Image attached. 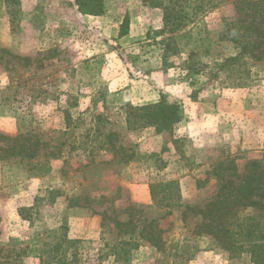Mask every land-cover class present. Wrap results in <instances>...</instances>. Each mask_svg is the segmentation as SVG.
I'll return each instance as SVG.
<instances>
[{
    "label": "rangeland",
    "instance_id": "374dc122",
    "mask_svg": "<svg viewBox=\"0 0 264 264\" xmlns=\"http://www.w3.org/2000/svg\"><path fill=\"white\" fill-rule=\"evenodd\" d=\"M183 1L190 14L200 3ZM213 1L195 18L204 52L180 30L168 50L170 0H103L101 15L0 0V264H253L218 247L200 213L223 184L264 202L254 175H215L229 159L264 165V73L238 87L219 70L238 53L222 34L242 0ZM162 100L179 107L172 132L128 129L126 106ZM21 145L35 157L6 152Z\"/></svg>",
    "mask_w": 264,
    "mask_h": 264
},
{
    "label": "trees",
    "instance_id": "16d2710c",
    "mask_svg": "<svg viewBox=\"0 0 264 264\" xmlns=\"http://www.w3.org/2000/svg\"><path fill=\"white\" fill-rule=\"evenodd\" d=\"M198 1L200 3L192 7L191 14L186 12L183 0H170L171 7L164 5L163 22L164 32L169 34L167 39L169 42L168 50L175 45L173 34L180 30L182 35H178L179 38L188 39L196 46L205 45L204 52L210 51L200 31L204 21L200 18L195 20L199 11H205L202 0ZM236 1L235 3H239ZM75 2L79 10L85 14L101 15L104 12L103 0H75ZM210 2L214 3L213 0ZM177 3L178 6H176ZM237 9L238 12L243 13V16L239 13L233 18H229L225 22L226 31L222 37L232 41L236 45L238 53L224 59L219 64V70L230 73L228 79L234 83V86L240 87L246 85V81L252 78V70L257 64H261L258 69L264 73V0H257L251 4L242 0ZM192 53H195V49H192ZM162 58L163 63L167 66L166 58ZM125 114L129 130L154 127L158 132L169 133L173 131L174 125L181 120L178 105L167 104L164 100L145 106H126ZM113 135V133H109L107 136L110 146L113 145ZM23 137H7V139L11 142H17ZM24 151L26 153L30 151L31 154L25 155L30 159L36 155L35 149L24 148L22 145L19 148L8 146L6 149V152L13 156H22ZM218 168H222V170L215 172V175L223 180L224 174H221L222 172L227 173L228 176L252 174L259 182L264 183V165L256 159L247 161L241 168V173L235 159L221 162ZM155 189L156 187L152 186L153 201L159 205H164L163 201L155 200V195H157ZM220 190L226 191L225 200L212 202L210 206L206 207V210L200 212L206 218H212L214 222L210 229L203 230L204 233L211 236L217 246L226 250L232 257L248 254L253 264H264V202L243 199L239 195L229 192L226 184H223ZM190 208L187 206L186 209L189 210ZM125 225L129 226V224ZM133 231L125 230L124 234H132ZM144 239L155 246H159L155 237L146 236Z\"/></svg>",
    "mask_w": 264,
    "mask_h": 264
}]
</instances>
